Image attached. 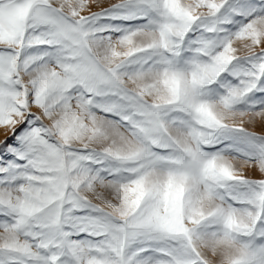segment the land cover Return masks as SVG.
<instances>
[{
  "label": "snow or ice",
  "instance_id": "6c2138e0",
  "mask_svg": "<svg viewBox=\"0 0 264 264\" xmlns=\"http://www.w3.org/2000/svg\"><path fill=\"white\" fill-rule=\"evenodd\" d=\"M0 264H264V0H0Z\"/></svg>",
  "mask_w": 264,
  "mask_h": 264
}]
</instances>
